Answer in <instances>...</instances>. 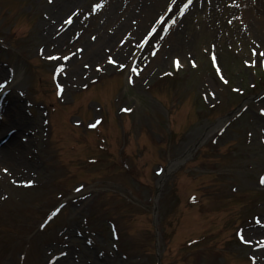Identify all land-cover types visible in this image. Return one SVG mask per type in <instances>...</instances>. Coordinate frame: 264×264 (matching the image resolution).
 <instances>
[{"label": "rangeland", "instance_id": "obj_1", "mask_svg": "<svg viewBox=\"0 0 264 264\" xmlns=\"http://www.w3.org/2000/svg\"><path fill=\"white\" fill-rule=\"evenodd\" d=\"M143 1L0 0V264H264V0Z\"/></svg>", "mask_w": 264, "mask_h": 264}, {"label": "bare ground", "instance_id": "obj_2", "mask_svg": "<svg viewBox=\"0 0 264 264\" xmlns=\"http://www.w3.org/2000/svg\"><path fill=\"white\" fill-rule=\"evenodd\" d=\"M145 1L146 0H144L142 2V6L144 5ZM148 1H150V4L152 5V6L150 5L151 6V7H149L150 9L148 10V8H147L145 11H143V9L141 10V12L144 14L146 13V15H148L151 12L150 10L154 6L156 8H159V7L163 6L164 4L165 5L169 4L171 0H148ZM127 2H130L132 4L133 2H136V0H127ZM209 2L212 4V6L210 8L207 6V4H205L206 8H201V9H202V11H204V13L206 15L205 18L211 19L212 26L214 27V25H215L214 23L216 22L217 18H216V16L211 15L212 12L216 13L217 6L221 9L226 10L227 5L224 4V2H222V0H209ZM119 5H123V0H120ZM262 5L263 4H257L258 7L256 6L255 14L260 15V13H261V15L264 17V8ZM229 7H230V4H229ZM114 9H116V7H114ZM165 10H164V12H165ZM114 11L115 10H112L109 14V17H111L113 19H114V17L117 18V15L116 14L114 15V13H115ZM202 11L196 10V13L199 14L200 16H203L204 13ZM208 11H210V14L208 13ZM246 13L248 14L247 11H246ZM252 13H254V12L252 11ZM122 16H124V13ZM140 17H142V16L138 15L136 18H140ZM118 20L119 19H117V20L116 19H114V20L110 19L109 24L114 25L116 27V30H118V31H120L122 29H126L125 24L127 23V21L125 20V21H123V23H121L122 21H119L118 24H116ZM120 26H121V28H120ZM129 28H131V26ZM129 28H127V29H129ZM16 107H18V106H16ZM8 110H9L8 113H7V109H6V113L3 112L4 119L1 122L3 124L1 125V123H0V136L1 135L3 136L4 134H5V136H7L5 138V142L2 143V146L0 147L1 148L0 149V183H2V184L6 183L7 181H10V180H15V179L24 177L26 175L29 176V173H30L29 167L24 166V165H27L26 162H24V160H22L20 158L17 159V155L14 152V150L12 149L14 144L16 143L15 141L18 138L17 135H19L23 131V127L25 130L27 128V126H24L25 123L23 120H21V118L19 119L17 116H15L16 113L14 112L15 110L13 108L8 107ZM19 147H21V145ZM2 162H6V163H2ZM5 169L7 171H4Z\"/></svg>", "mask_w": 264, "mask_h": 264}, {"label": "snow or ice", "instance_id": "obj_3", "mask_svg": "<svg viewBox=\"0 0 264 264\" xmlns=\"http://www.w3.org/2000/svg\"><path fill=\"white\" fill-rule=\"evenodd\" d=\"M191 3H192V0H188V4H185V5H184V9H182L181 12H183L184 10H186V9L189 7V5H190ZM100 6H101L100 4H96V5L94 6V8H93V11H95V9H96V8H99ZM68 19H69V22H71V17H69ZM155 31H156V30L153 29V32H155ZM151 35H152V33H148V36H149V37H150ZM93 39H95V37H93ZM77 51H81V50L78 49ZM253 54H256V53H255V50H253ZM260 55H261V56H264V53H260ZM50 58H53V59H54V57H50ZM63 59H64V60H67V59H69V57H68V56H64ZM108 60H109L110 63H116L114 60H112L111 57H109ZM175 63L178 65L179 61L177 60V61H175ZM212 63H213V66L215 67V65H216V59H215V56L212 57ZM245 63L247 64V63H249V61H245ZM85 67H87V65H85ZM120 67L123 68V67H125V66H124L123 64H121ZM57 71H59V69H57ZM132 71H133V72H137V69H136V68H133ZM216 71L219 73L220 69H219V68H216ZM137 74H138V73H137ZM221 79H222V80L224 79L223 76H221ZM129 82H131V79L129 80ZM225 82H226V81H225ZM57 87L59 88L60 85H57ZM58 94H59V93H58ZM126 110H130V109H126ZM93 126H94V125H93ZM4 171H7V170L5 169ZM22 183H24V181H22ZM26 183L30 185V184L33 183V181L28 180V181H26ZM260 183L264 184V177H261V178H260ZM258 222H259V221H258ZM241 239L243 240V237H241Z\"/></svg>", "mask_w": 264, "mask_h": 264}]
</instances>
